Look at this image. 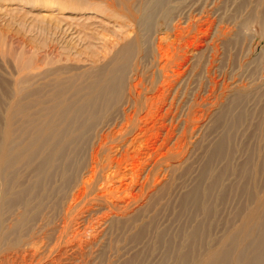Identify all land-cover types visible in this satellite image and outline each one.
Masks as SVG:
<instances>
[{
  "label": "bare ground",
  "instance_id": "obj_1",
  "mask_svg": "<svg viewBox=\"0 0 264 264\" xmlns=\"http://www.w3.org/2000/svg\"><path fill=\"white\" fill-rule=\"evenodd\" d=\"M88 1L70 0L69 4L83 6V8L94 7L93 2ZM117 1L118 4L124 5L131 14L132 21L137 23H127V26L131 27L130 33L132 34L126 37L116 36L114 42L111 41L112 44L109 45L108 50L103 52V59H100V56H93L90 67L79 70H73L75 66L72 68L68 65L61 66L62 64L40 70L41 66L31 65L32 57L26 56L20 59L21 68L19 70L21 72H18L16 77L8 83L0 79V251L19 244L24 235L40 228L42 220L46 218V213L49 210L61 208L65 200L67 209L70 210L73 203L78 205L79 198L88 197L98 202H106L110 206L114 198L122 201L128 197L130 200L124 206L129 208L138 201L141 193H145L144 188L153 177L161 173L165 175L167 172V168L159 165V159L154 162L152 158L154 152L147 151L150 144L145 145L146 151L142 149L145 153H141L142 151L137 147L136 153L134 152L132 156L122 151L120 147L126 143V128L130 126L131 131L139 130L141 133L144 130L143 125L147 122L143 121L145 118H155V115H159L161 123L169 120L168 123L172 127V122L176 120L178 114V111L172 110V107L175 108L173 102H177L178 93L184 90V88L181 89L184 72L179 69L184 68L188 71L189 68H194V63L200 61L201 53L205 51V45H200L202 39H195L194 44L199 42L195 44L199 52L195 53L193 59V56L188 57L182 45L175 46L176 41L171 43L172 48L167 46L165 47L167 49H163L160 43L154 47L148 35L159 19L173 22L172 18L177 8L171 2L172 0ZM134 1L136 2L135 8H140L138 16L134 13ZM26 2L32 7L35 5L54 7L53 2L47 0H26ZM189 5L187 4L186 8ZM178 9L183 15L185 12L183 7ZM252 17L257 22L259 32L264 35V7L257 13H253ZM177 18L180 19V17ZM181 18L183 19V16ZM247 21L244 18L242 24H248ZM56 22L40 28V31L65 35L75 29L71 24ZM173 28L175 30V27ZM179 29V32L183 30ZM204 33L208 36L207 29ZM174 49H177L176 52L173 51ZM9 50L8 48L3 49L2 41H0V54L5 56ZM96 60L100 62L96 63ZM209 60V64L214 61V54L210 55ZM258 60L264 62L262 56ZM150 68H152V74L150 73V77L146 80V73ZM206 69L208 71L209 67ZM247 88L248 86L245 85L243 88H237L233 94L231 93L216 116L215 124H220L224 129L219 133L215 143L210 146L203 166L200 165L202 169L194 180L195 189L190 194V199H192L190 205L202 215L205 213V219L216 213L214 210L216 206L212 207L211 204L208 206L207 203L213 199L216 202H223L226 199L225 194L233 193V187L236 196L240 198L234 212V218L237 217L239 222L232 234L218 247H214L209 238L204 241L200 230L201 225L191 235L188 234L183 244L179 243L175 234L169 237L167 229L159 230L156 234L157 237L164 239L165 253L168 252L166 257L173 255L175 264L186 263L191 258V252L195 247L198 248V255H196L197 250L194 251L195 264H264L263 128L258 125L253 130L256 142L246 147L245 158L236 169H229V162L226 161V166L220 173L214 170V163L224 159L234 147L231 132L232 130L234 132V128L243 121L246 115V103L251 99L252 89L249 87L247 91ZM258 88L264 89V79ZM149 89L158 92L155 97L147 95ZM152 100L154 102L149 106ZM258 100L262 101L260 97ZM2 106H5L4 110L1 109ZM146 108V113H143L142 111ZM141 113L145 115L141 117ZM189 113L187 112L185 117L188 118ZM257 113L264 117V101ZM117 125L120 126V131L112 134V129ZM162 128L165 129L164 124L160 129ZM166 132L162 137L164 145L170 143V131ZM113 142L116 143L115 152L111 147ZM116 148L120 151L119 157L116 156ZM138 154H145L144 161L138 159L140 156ZM226 172H235L238 183H224ZM222 183H224L223 186ZM217 187H219L218 192ZM135 188L138 189L132 193ZM118 192L119 195H117ZM64 210H66L65 207ZM230 220L232 225L235 224L232 219ZM151 228L154 229L152 225ZM146 230L148 231V228L145 227L138 230L136 237L146 233ZM204 245L210 249L201 257V251L205 250ZM137 257V255L131 257L126 264L137 262L141 264Z\"/></svg>",
  "mask_w": 264,
  "mask_h": 264
},
{
  "label": "rangeland",
  "instance_id": "obj_2",
  "mask_svg": "<svg viewBox=\"0 0 264 264\" xmlns=\"http://www.w3.org/2000/svg\"><path fill=\"white\" fill-rule=\"evenodd\" d=\"M47 1L53 2L54 7L38 5L32 7L26 0H0V26H3L0 27V38L3 36L0 41H2L3 49H10L5 56L0 54V79L7 81L6 83L16 77L18 72H21L19 70L21 68L20 59L26 56H31L33 59L31 65L39 64L40 70L61 64V66L68 65L72 68L75 66L77 69L74 67L73 70L90 67L91 57L100 56V59H103V52L108 50L116 36L126 37L132 34L130 33L131 27L127 26V23H137L132 21L131 14L124 5L118 4L117 0H89L88 2L91 1L94 5L89 8L69 4L70 0ZM208 1L172 0L171 2L177 8L172 18L173 22L159 19L156 23L157 27L155 26L148 35L154 47L160 43L163 49H167L165 48L167 46L171 47V43L176 41L175 46L182 45L188 57L193 56L192 59L195 53L199 52V48L195 46L199 42L195 44L194 42L202 39L200 45H205V51L200 52V61L194 63V68H189L188 71L184 68L179 69L184 72L181 88L184 90L183 92L180 90L177 102H173L177 109L172 107V110L178 111V114L176 120L172 122V127L168 123L169 120L161 123L159 115H155V118H145L143 121L148 123L144 122V132L131 131L129 126L125 133L127 134L125 136L126 143L120 147L122 151L132 156L136 153L137 147L142 151L141 153H145L144 151L147 150L145 145L150 144L147 151L154 152L152 156L154 162L159 159V165L167 168L165 175L161 173L159 176L153 177L145 186V193H141L138 201L129 208L124 206L130 200L126 194L123 196L127 198L122 201L118 198L111 200L110 206L106 202H98L87 197L88 199L79 198L78 205L73 203L74 208L71 207L68 210L66 200L63 201L66 204L64 203L61 208L49 210L46 213L47 219L42 220L40 228L24 235L19 244L1 249L0 264H126L131 257L136 255L141 264H175L173 255L166 257L168 252L165 253L164 239L157 237L156 234L159 230L167 229L168 236L175 234L179 243L183 244L187 240L188 234L191 235L201 225L200 230L204 241L209 238L214 247L220 246L232 234L239 222L237 217L234 218V212L240 202L233 187V193L225 194L226 199L223 202H216L213 199L207 203L208 206L210 204L212 207L216 206V209L214 207L216 213L205 219V213L202 215L190 205L192 202L190 194L195 189L194 180L200 174L201 166H203L210 146L215 143L219 133L224 129L220 124H215L216 116L220 113L227 98L237 88H243L246 85L248 91L250 87L252 89L250 91L251 99L246 103V115L243 121L234 128V132L233 130L231 132L233 133L231 140L234 147L232 146L231 152L224 159L214 163V170L220 173L226 166V161L229 162V169H236L239 166L245 158L246 147L248 148L256 142L253 136L256 126L260 125L263 128L262 136H264V117L257 113L264 101V89L258 88L264 79V62L258 60L260 56L264 60V35L259 32L257 22L252 17L253 13H257L264 7V0H261L262 3L259 0ZM127 4L129 5L130 2ZM135 4L134 1V13L138 16L140 8L136 9ZM187 4L190 5L186 8ZM181 6L183 11L187 10V14L184 12L181 15L182 12L178 9ZM244 18L248 20L246 25L242 24ZM56 21L71 24L75 29L65 35L40 31V28L49 25V23H57ZM178 28L183 30L179 32ZM206 29L208 36L204 33ZM175 36L179 38L176 39ZM8 44L10 45L8 46ZM176 50L173 51L176 52ZM169 53L171 54V52ZM211 54H214V61L209 64ZM99 62L100 60H96V63ZM9 67H12L14 72ZM207 67H209L208 71ZM151 71L152 68L148 69L146 80L152 74ZM149 88L151 87L149 86ZM157 93L156 90L149 89L147 95L155 97ZM259 97L262 101L258 100ZM153 102L154 100L149 103V106ZM4 107L2 106L1 109L4 110ZM146 110L147 108L142 112L146 113ZM187 112H190L188 118L185 117ZM143 113L140 114L141 117L145 115ZM163 124L165 129H160ZM119 127V125L115 126L112 129V134H117L120 131ZM164 130L170 131V143L167 145H164V141H162L163 133L166 132ZM112 144L110 146L114 151L116 143ZM116 151V156L119 157L120 151L118 149ZM138 155H140L138 157L140 161L145 156V154ZM154 157L156 158L154 159ZM125 165L129 164L125 163ZM262 174L264 175V171ZM224 176V183H238L235 172H226ZM217 188L218 192L219 187ZM136 189L138 188H135L132 193H135ZM240 190L242 191V186ZM145 194L147 196H144ZM117 205L119 206L117 207ZM54 211L57 213L55 214ZM230 219L235 224L232 225ZM151 225L154 227L153 230ZM144 227L148 228V231L146 230V233L137 238L138 230ZM38 229L40 230L38 231ZM204 247L205 250L201 251V257L210 249L205 245ZM195 250L198 255V248L195 247L191 252V258L184 264H195L193 260Z\"/></svg>",
  "mask_w": 264,
  "mask_h": 264
}]
</instances>
